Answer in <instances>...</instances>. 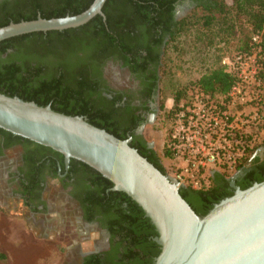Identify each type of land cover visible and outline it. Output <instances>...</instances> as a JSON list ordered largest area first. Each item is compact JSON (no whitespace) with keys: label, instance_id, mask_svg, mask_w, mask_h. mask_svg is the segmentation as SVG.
<instances>
[{"label":"trees","instance_id":"16d2710c","mask_svg":"<svg viewBox=\"0 0 264 264\" xmlns=\"http://www.w3.org/2000/svg\"><path fill=\"white\" fill-rule=\"evenodd\" d=\"M92 1L0 0V27L38 16L53 18L75 15L85 10ZM183 1L106 0L102 7L104 17L96 15L85 24L73 28L34 31L1 40L0 93L33 101L40 106L49 105L54 111L66 115L84 116L90 124L120 139H126L130 134V145L162 173H166L158 152L148 148L141 136L133 134L138 121L129 125L130 118L114 104L117 96L110 99L103 94L106 93L101 87L104 62L112 57L129 64L141 52L151 53L153 45L160 46L167 37L159 66L163 76L168 46L193 27L201 34L208 29L213 37H220L219 41L223 43L228 39L225 37L238 35L236 55H250L256 48L260 56L264 55V0H232L231 4L225 0H193L187 14L175 19L174 7ZM262 63L259 74L264 80V60ZM235 80V74L218 60L198 79L173 90L172 106L166 110L165 117L170 118L171 122L172 113L186 98L188 91L210 97H225ZM257 106L262 113L264 93ZM256 135L257 131L249 136L251 145L245 144L237 170H241L252 156V162L259 164L256 150L264 147V136L256 142ZM0 137L5 146L21 144L32 149V154L54 155L63 166V155L47 146L2 128ZM168 155L163 149L162 157L166 159ZM70 165L69 174L90 182L87 198L83 202L100 214L112 237L119 238V241H111L108 250L91 253L81 258L79 264H154L161 247L153 240L158 232L143 209L126 193L110 190L112 182L87 164L71 158ZM229 180L222 174H214L208 187L192 189L182 186L179 193L201 217L215 203L233 194ZM262 180L264 165L258 174L253 172L244 180H236V184L245 189ZM0 257H4L3 254Z\"/></svg>","mask_w":264,"mask_h":264},{"label":"water","instance_id":"95a60500","mask_svg":"<svg viewBox=\"0 0 264 264\" xmlns=\"http://www.w3.org/2000/svg\"><path fill=\"white\" fill-rule=\"evenodd\" d=\"M106 0H93L81 13L10 22L0 27V41L12 36L63 30L104 17ZM0 128L81 161L126 193L155 226L161 247L154 264H264V180L241 189L230 178L233 194L198 216L166 173L130 145L90 124L84 116L66 115L0 93Z\"/></svg>","mask_w":264,"mask_h":264},{"label":"flooded vegetation","instance_id":"af4514ba","mask_svg":"<svg viewBox=\"0 0 264 264\" xmlns=\"http://www.w3.org/2000/svg\"><path fill=\"white\" fill-rule=\"evenodd\" d=\"M192 2L193 0H184L183 3L176 4L173 10L175 19L181 17V8L191 7ZM166 40L167 37L160 46L153 45L151 53L141 52L129 64H125L122 59L108 58L101 69V87L106 92L103 94L110 99L117 96L114 104L130 118L129 125L132 126L135 120L138 121L133 134L141 136L147 147L153 149V143L144 134L147 127L153 128L160 117H165L166 100L159 66ZM128 137H131L130 134ZM11 150H14V154L10 156ZM31 151L32 149L21 144L5 146L3 138L0 137V202L4 206H10L8 214L33 222L36 230L37 227L41 230L47 229L50 220L55 217L54 213L62 214L63 218H70L79 226L80 234L98 233L94 250L85 251L80 246L73 245L67 251L66 264H79L81 258L91 253L108 250L112 240L119 241L117 236L112 237L100 214L83 202L87 198L86 191L90 182L69 174L70 161L66 166L63 158L61 167L59 159L54 155H36ZM256 154L259 164L252 162V156L232 178L235 184L236 180L241 181L253 172H260L264 165V147L257 150ZM231 190L233 191L232 187Z\"/></svg>","mask_w":264,"mask_h":264},{"label":"built area","instance_id":"2783aa9c","mask_svg":"<svg viewBox=\"0 0 264 264\" xmlns=\"http://www.w3.org/2000/svg\"><path fill=\"white\" fill-rule=\"evenodd\" d=\"M230 65L236 80L225 97L195 93L171 115L165 169L179 187L204 189L214 174L230 179L245 144L251 145L249 136L264 122L257 106L264 90L254 55H236Z\"/></svg>","mask_w":264,"mask_h":264},{"label":"rangeland","instance_id":"374dc122","mask_svg":"<svg viewBox=\"0 0 264 264\" xmlns=\"http://www.w3.org/2000/svg\"><path fill=\"white\" fill-rule=\"evenodd\" d=\"M225 1L228 4L232 2V0ZM189 10L190 7L181 8L179 15H186ZM210 38H212L211 41H209ZM236 38L238 35L227 36L225 37L226 42L223 43L219 41L220 37H213L208 29L201 34L193 27L184 31L170 43L167 49V65L161 79L166 100L165 110L172 106L173 90L195 81L213 68L218 60L220 64L226 66L227 70H231L230 63L234 62L237 53L235 51ZM252 55L260 70L264 55H259L258 48L252 51ZM261 82L264 90V80L261 79ZM195 93L197 92L188 91L186 98ZM262 114L264 115V110ZM170 124V118L160 117L153 128L145 129L144 134L146 139L153 143L154 150L158 152L164 169L169 160L162 157V151L166 147L165 142ZM262 124L264 125V122ZM263 125L257 131L256 142L264 136ZM13 154L14 150H11L9 155ZM9 207L0 202V254L4 256L0 257V264H66L67 251L73 245H78L85 251L94 250L98 233L80 234L79 226L70 218H63L62 214L54 213L55 217L50 220L47 229L41 230L37 227L36 230L33 222L9 215L7 212ZM15 208L17 210V207Z\"/></svg>","mask_w":264,"mask_h":264}]
</instances>
